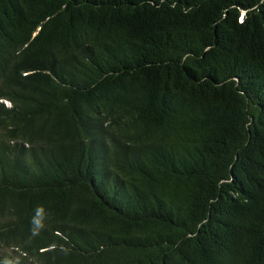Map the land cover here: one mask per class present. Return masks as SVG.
<instances>
[{"label": "trees", "instance_id": "1", "mask_svg": "<svg viewBox=\"0 0 264 264\" xmlns=\"http://www.w3.org/2000/svg\"><path fill=\"white\" fill-rule=\"evenodd\" d=\"M0 264H264V0H0Z\"/></svg>", "mask_w": 264, "mask_h": 264}, {"label": "rangeland", "instance_id": "2", "mask_svg": "<svg viewBox=\"0 0 264 264\" xmlns=\"http://www.w3.org/2000/svg\"><path fill=\"white\" fill-rule=\"evenodd\" d=\"M0 251H3V249L0 248ZM1 253V252H0Z\"/></svg>", "mask_w": 264, "mask_h": 264}]
</instances>
